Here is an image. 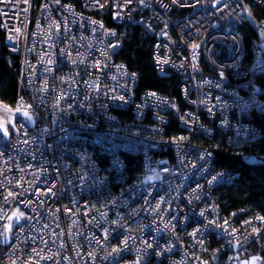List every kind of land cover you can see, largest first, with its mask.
<instances>
[{
	"label": "built area",
	"instance_id": "obj_1",
	"mask_svg": "<svg viewBox=\"0 0 264 264\" xmlns=\"http://www.w3.org/2000/svg\"><path fill=\"white\" fill-rule=\"evenodd\" d=\"M34 2L0 0L13 108L34 120L15 117L16 131L0 134V264H239L259 254L263 215L221 210L214 189L238 173L217 167L201 138L220 130L239 148L260 137L251 118L264 112V15L249 0H221V11L215 0ZM106 16L153 37L152 64L177 77L178 94L139 88ZM246 21L257 34L250 54ZM225 220L227 231L215 226Z\"/></svg>",
	"mask_w": 264,
	"mask_h": 264
},
{
	"label": "trees",
	"instance_id": "obj_2",
	"mask_svg": "<svg viewBox=\"0 0 264 264\" xmlns=\"http://www.w3.org/2000/svg\"><path fill=\"white\" fill-rule=\"evenodd\" d=\"M36 5V0H34ZM252 14L256 18L264 15V7L249 0ZM110 25H115L123 44L116 57L135 70L139 75L140 89H153L170 94H178L179 81L173 74L157 71L151 61L153 37L136 24H116L106 16ZM246 53L250 54V43L257 38L256 31L250 21L240 26ZM4 33L0 27V102L13 107L17 98L16 79L3 57ZM257 82L264 89V74L257 78ZM253 125L260 130V137L242 147L235 148L228 145L222 131L216 130L211 138H201V142L208 145L214 152V160L219 168L238 173L230 183H222L215 187L214 197L224 213L247 210L258 212L264 216V112H254L251 118ZM243 155H255L262 160L261 164H247ZM262 250L258 253L264 257V234L261 238ZM159 264H165L160 262Z\"/></svg>",
	"mask_w": 264,
	"mask_h": 264
},
{
	"label": "snow or ice",
	"instance_id": "obj_3",
	"mask_svg": "<svg viewBox=\"0 0 264 264\" xmlns=\"http://www.w3.org/2000/svg\"><path fill=\"white\" fill-rule=\"evenodd\" d=\"M57 2H58V0H57ZM127 2L128 3H132V0H127ZM140 2L141 3H144V0H140ZM172 2L174 4H179L180 6H185L184 5V0H172ZM120 3L123 4L124 3V0H120ZM198 3H199V0H196V3L192 4L191 6L195 7ZM236 3H237V7L239 8L241 6L239 0H236ZM220 5H221V0H215V3L212 5L213 11H221L222 9H221V6ZM96 6L103 7V4L100 2V0H96ZM224 7L226 8V7H228V5L227 4H224ZM114 18H116V17H114ZM93 23H95V21H93ZM112 47H117V45H113ZM197 47H198V45H195V44L192 45V48L193 49H196ZM159 62L160 61H158V63ZM48 63L51 64L52 63V60H49ZM164 63H167V61H164ZM181 67H183V65H181ZM131 75L135 76L134 73L131 74ZM223 75H224V73L221 72L220 73V76L223 77ZM205 83H210V82L209 81H205ZM217 86H219V85H217ZM148 95L154 97L156 94L155 93H149ZM119 99L123 100V97H119ZM57 103H59V102H57ZM69 107H71V106H69ZM3 108H4L5 111H8V112H11L12 111L11 109L8 108L7 105H3ZM209 111H211V109ZM16 112H20V109L17 108L16 109ZM20 114H21V116L23 118L27 119L28 121H32V119H33V117L27 111L21 112ZM12 126H13V128H15L14 122H12ZM0 134H2L4 136L9 135L8 126L2 120H0ZM180 139L183 140L184 137H180ZM24 142L27 143V141H24ZM171 142L172 143H175L176 142L175 138H173V140ZM201 159H203V157H201ZM81 179H83V177H81ZM147 179L150 180V179H152V177H148ZM216 179H217V177L216 176H213L212 180L209 181V183H212ZM203 214H204L203 211H201V215H203ZM233 215H235V213H233ZM13 216H15V218H16V221L15 222H16L17 225H19V222H20V219L21 218L27 219V217H25V213L24 212H21L19 210H17V212H14L13 213ZM0 218H2V217H0ZM8 219H9V221H11L12 220V217L10 216V217H8ZM257 219H259L261 221H264V216H259V217H257ZM112 223L113 224H119V220L112 221ZM245 223H250V221H245ZM209 224L210 225L215 224V221H210ZM215 226L216 227H221L225 231H227V227L229 226V222L227 220H225L223 225L216 224ZM11 229H12V224L11 223H9L8 225L5 226V230L3 232V235H4L5 239H7L8 233L11 231ZM196 231L198 232L199 229H197ZM232 231H233V233H235L236 230L233 229ZM252 231H253V233L259 234L260 229H257V228L254 227L252 229ZM192 234L194 235L195 232L192 233ZM102 238L104 240H106L108 238V229H105L104 230ZM121 243L123 245V248H121V247H114L112 249V252L113 253H117V252L123 251L127 247V238L124 241H122ZM234 246H238V244L237 245H234ZM148 247H152V245L149 244ZM160 254H162V253H157V255H160ZM110 255H111V253H110ZM43 258L44 259H51V257H43ZM230 259H231V257H230ZM256 259H259V258L258 257H254L253 258V261H255ZM137 264H139V261H137Z\"/></svg>",
	"mask_w": 264,
	"mask_h": 264
},
{
	"label": "water",
	"instance_id": "obj_4",
	"mask_svg": "<svg viewBox=\"0 0 264 264\" xmlns=\"http://www.w3.org/2000/svg\"><path fill=\"white\" fill-rule=\"evenodd\" d=\"M3 105H6V104L0 102V120H2L3 122L6 123V125L8 126V132H9V129H12V131L15 132L16 131V127L13 128L12 122H14V118L15 117H18V116L22 117L20 113L24 112V111L16 112L15 108L10 107V106L7 105L8 108L12 110L11 112H8V111L4 110ZM23 119L30 126H32L34 124V120L33 119H32V121H28L25 118H23ZM14 125H15V123H14ZM9 135H10V132H9ZM9 135H7V136L3 135V136L7 139V138H9ZM242 159L247 164L256 165V164H261L262 163V160L260 158L256 157L255 155H243ZM254 257H258L259 259H256L255 261H253ZM239 264H264V257L261 256L260 254H252V255H249L246 258H242L239 261Z\"/></svg>",
	"mask_w": 264,
	"mask_h": 264
},
{
	"label": "rangeland",
	"instance_id": "obj_5",
	"mask_svg": "<svg viewBox=\"0 0 264 264\" xmlns=\"http://www.w3.org/2000/svg\"><path fill=\"white\" fill-rule=\"evenodd\" d=\"M149 177H152V179H153V178H155V176H154V175H151V176H149Z\"/></svg>",
	"mask_w": 264,
	"mask_h": 264
}]
</instances>
